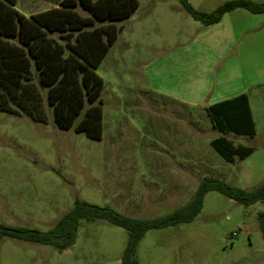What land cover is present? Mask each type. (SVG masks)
I'll use <instances>...</instances> for the list:
<instances>
[{"label": "rangeland", "instance_id": "1", "mask_svg": "<svg viewBox=\"0 0 264 264\" xmlns=\"http://www.w3.org/2000/svg\"><path fill=\"white\" fill-rule=\"evenodd\" d=\"M61 0H16L29 16ZM116 22L117 37L95 69L102 79V132L90 139L0 111V223L48 231L76 199L136 218L186 204L198 184L217 178L244 190L264 180V13L236 8L204 26L179 0H137ZM210 13L228 0H187ZM264 2V0H251ZM237 93L250 100L256 134H228L253 148L226 162L210 145L221 134L206 107ZM45 100L46 91L42 90ZM264 200L242 205L207 192L189 223L151 229L137 242V264H264L257 216ZM127 233L102 220L81 222L64 250L0 238V264H120Z\"/></svg>", "mask_w": 264, "mask_h": 264}, {"label": "trees", "instance_id": "2", "mask_svg": "<svg viewBox=\"0 0 264 264\" xmlns=\"http://www.w3.org/2000/svg\"><path fill=\"white\" fill-rule=\"evenodd\" d=\"M183 9L204 26L219 22L223 14L243 8L264 13V2L228 0L210 13L194 10L187 0ZM16 0H0V111L24 114L36 122H46L47 107L60 129L74 126L90 139L102 132L103 81L98 67L117 37L115 24L128 18L137 0H61L56 7L24 16ZM46 91V98L42 90ZM212 126L221 134L211 147L226 161L248 157L253 148L234 146L228 134L253 137L256 134L248 95L238 94L206 108ZM216 191L242 205L264 200V180L251 190L225 184L217 178L201 181L190 200L171 213L154 218L129 217L108 205L98 206L76 199L73 207L48 230L11 227L0 223V238L10 237L64 250L70 247L81 222L102 220L123 228L126 246L120 264H137V242L151 229L189 223L202 208L204 195ZM264 240V212L257 216Z\"/></svg>", "mask_w": 264, "mask_h": 264}, {"label": "crops", "instance_id": "3", "mask_svg": "<svg viewBox=\"0 0 264 264\" xmlns=\"http://www.w3.org/2000/svg\"><path fill=\"white\" fill-rule=\"evenodd\" d=\"M238 94H241V93H237V94H235V95H232V96H230V97H228V98H223V99H220V100H218V101H216V102H219V101H223V100H226V99H229V98H232V97H234V96H236V95H238ZM248 100H249V97H248ZM216 102H213V103H211L210 105H212V104H214V103H216ZM249 105H250V100H249ZM209 106V105H208ZM207 106V107H208ZM206 107V108H207ZM250 109H251V106H250ZM251 114H252V110H251ZM252 118H253V115H252ZM254 121V120H253Z\"/></svg>", "mask_w": 264, "mask_h": 264}]
</instances>
